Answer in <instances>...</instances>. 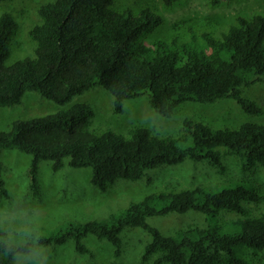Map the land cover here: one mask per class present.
<instances>
[{
  "label": "trees",
  "instance_id": "obj_1",
  "mask_svg": "<svg viewBox=\"0 0 264 264\" xmlns=\"http://www.w3.org/2000/svg\"><path fill=\"white\" fill-rule=\"evenodd\" d=\"M14 0H0V2ZM171 6L177 0H163ZM230 0H210L212 6ZM115 0H53L38 9L41 23L30 30L35 55L7 64L8 44L17 30L14 15H0V107L18 104L26 91H37L58 105L77 95L103 87L114 98L116 113L124 102L147 95L153 109L165 117L183 102L212 103L232 98L250 114L262 107L244 94L245 88L264 84V15H238L218 37L202 35L204 48H186L184 54L161 42L152 45L143 36L162 22L149 9L134 15L117 11ZM94 110L87 102L41 117L16 119L0 129V150L19 149L31 155V189L38 194L39 166L50 161L54 172L66 164L89 167L90 181L107 191L119 180H139L151 169L187 159L206 161L220 174L226 158L235 157L244 174L264 172V123L247 121L236 127L213 129L202 121L186 119L177 135H160L146 127H131L128 134L111 129L95 133ZM0 195L9 197L1 177ZM148 177H146L147 179ZM239 179L229 186H197L148 194L106 219L68 224L50 234L32 235L22 243H0V264H12L18 253H28L32 239L41 246L75 242L78 253H91L84 239L92 234L107 239L122 254L121 234L142 228L152 239L141 256L143 264H254L264 252V210L255 214L247 203H263L264 194ZM151 181L150 178L148 179ZM251 185V188L248 187ZM195 210L208 225L192 224L173 235H164L148 219L172 212ZM221 211L238 216L221 223ZM0 236L6 233L0 231ZM251 260V261H250Z\"/></svg>",
  "mask_w": 264,
  "mask_h": 264
},
{
  "label": "rangeland",
  "instance_id": "obj_2",
  "mask_svg": "<svg viewBox=\"0 0 264 264\" xmlns=\"http://www.w3.org/2000/svg\"><path fill=\"white\" fill-rule=\"evenodd\" d=\"M50 1L53 0L0 2V15L4 12L12 13L18 25L8 44L7 64L35 55L36 42L29 32L41 23L39 7ZM113 8L117 11H130L134 15L149 9V12L160 15L162 22L147 32L142 41L149 45L161 42L167 49L184 54L186 48L198 52L204 48L202 35L205 32L222 37V32L227 30V26L238 15H264V0H230L217 6H212L210 0H177L169 7L163 0H115ZM244 94L262 107L261 115L245 112L232 98L212 103L186 101L175 108L172 116L165 117L153 109L147 95L126 100L124 111L116 113L113 95L103 87L77 95L66 105H58L39 92L28 90L20 103L0 107V129L8 130L16 119L41 117L68 108L76 102L91 105L94 116L90 128L98 134L111 129L126 135L131 127L139 126L160 135H177L186 119L202 121L213 129L236 127L247 121L264 123V84L245 88ZM0 162L1 177L9 192V197L0 195V231L6 233V236H0V243H22L32 235H47L71 223L106 219L112 213L124 211L131 202L160 191L192 189L197 186H229L246 177L264 194V172L257 170L244 174L240 170V162L233 156L226 158L227 170L224 174H220L206 161L187 159L178 164L151 169L139 180L121 179L107 191L92 185V170L89 167L73 168L66 164L54 172L50 161H42L38 172V194H34L30 186L31 155L19 149H2ZM248 187L251 188V185L248 184ZM246 205L255 214H261L264 210L263 203ZM237 216L234 212L221 211L218 219L227 224ZM148 222L164 235H173L192 224L208 225L206 216L195 210L153 216ZM121 237L123 245L119 257L115 255V246L110 241L89 234L83 241L91 253H78L73 240L60 246H41L32 239L30 251L16 254L11 263L143 264L141 256L145 245L152 239L151 235L142 228L134 227L126 228ZM257 253L252 258L253 263L264 264V252Z\"/></svg>",
  "mask_w": 264,
  "mask_h": 264
}]
</instances>
